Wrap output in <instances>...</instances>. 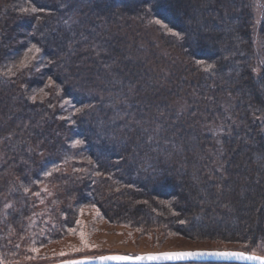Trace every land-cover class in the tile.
Returning a JSON list of instances; mask_svg holds the SVG:
<instances>
[{
	"label": "trees",
	"instance_id": "trees-1",
	"mask_svg": "<svg viewBox=\"0 0 264 264\" xmlns=\"http://www.w3.org/2000/svg\"><path fill=\"white\" fill-rule=\"evenodd\" d=\"M25 1L38 11L19 22ZM107 1L0 0V202L10 200L11 192L15 199L16 193L22 196L16 173L38 172L43 164L35 160L43 144L56 154L54 147L63 145L68 132L84 142L98 165L91 185L77 179L70 166H58L59 178L38 180L36 190L26 188L25 199L14 200L7 210L0 204V234L6 235L0 249L16 247L19 228L30 227L2 214L36 211L31 194L40 187L47 188L43 194L56 191L60 202L70 196L89 202L82 196L89 191V203L107 220L147 233L243 242L263 238L264 72L253 74L247 0ZM116 3L127 9L115 11ZM155 19L162 24L156 31L195 69L198 83H186L206 94L196 90L185 110L171 103L177 98L172 79H155L150 65L129 58L133 41L125 31L132 21L151 27ZM26 48L30 52L21 64ZM10 63L14 72L6 69ZM19 79L49 88L46 102L28 101ZM211 91L235 107L229 118L220 106L206 111ZM56 96L72 100V116L58 118L49 109ZM13 97L22 110L9 116L5 106ZM217 122L219 134L206 131ZM56 206L54 201L49 210Z\"/></svg>",
	"mask_w": 264,
	"mask_h": 264
},
{
	"label": "rangeland",
	"instance_id": "rangeland-1",
	"mask_svg": "<svg viewBox=\"0 0 264 264\" xmlns=\"http://www.w3.org/2000/svg\"><path fill=\"white\" fill-rule=\"evenodd\" d=\"M25 2L28 6L24 4L23 12H19L20 14L18 15H21L22 17L20 18V21L18 20L19 22L30 21V17H32L34 13L31 11L33 6H31L29 2ZM108 2L109 1L106 3ZM247 4L250 7L252 15V69L254 76L260 77L264 72V0H247ZM139 7L141 8L139 5L138 8L136 6L133 9L131 8V10L134 11L136 8L138 10ZM112 9L115 11L126 10L127 5L116 3ZM159 16L161 17V15ZM131 23L133 24L130 29L131 32L128 30L125 31L129 33L125 34V37H127L130 42L133 41L132 44L130 43L131 46L129 47V58L132 57L134 62H136L135 59H137L141 62L143 61L145 64L147 63L150 65L155 79L159 78L162 81H165V83L172 79V81H174L175 85L177 86V98L171 97V103H176L177 108H182L185 110L186 106H188L190 101L193 100L192 98L197 90L196 89L194 91L195 86H192V83L186 82L194 80L193 83H195V85L198 83L194 67L190 66L188 60L185 59L189 57H186L184 54L182 55L180 51L176 49L173 43H170V45L169 43L165 42L163 37H161L156 31V29L160 28L159 25L162 26L159 19H155L154 23L149 22L151 27L144 26L141 24L140 20L132 21ZM13 45L18 46L19 43L17 42ZM29 52L30 51L27 48L24 49L23 60L21 64H26L25 57ZM21 64L18 65L17 68H20L22 66ZM28 67H30V65L25 67L27 71L30 70ZM6 69L11 70L12 72L15 70V68L12 67V63L7 65ZM36 69H38V67ZM17 81V86L23 90V95L24 93L26 94L28 101H33V103L36 104H38V102H46V94L47 91H50L49 88L45 89L40 87L39 89V87H31L29 82H24L25 80L19 79ZM222 85L223 84H220L221 87ZM188 86L191 87L189 90ZM61 89L62 87L60 86V88L57 90L58 93L61 91ZM186 90H188L187 94L183 93V91L186 92ZM118 92H120V90ZM221 92L223 93V89ZM198 93L199 92L197 90V94ZM218 94L219 96L214 99L213 95L217 96ZM218 94H212V91L209 92L207 95V100L203 106L205 107L206 111H208V108L213 110L214 106H220L222 108V114L229 118L233 114V109L235 107L227 102V100H222V97L220 96L221 93ZM183 95H185V97H183ZM199 95L205 96L206 94L199 93ZM210 96H213V98L211 99ZM48 97H51L50 93ZM50 99L51 104L49 109L56 113L58 118H69V116L74 114L75 109L72 100L69 102V100L65 98L60 99L57 96L55 99ZM216 99L220 100L216 101ZM87 103L88 102L85 104ZM21 107L22 105L18 103L13 97L5 106V109L7 110L5 111L10 116L11 113H14V111H21ZM3 113L4 111H0L1 118L3 117ZM68 124L69 127H73V123L68 122ZM209 130L213 131V135L219 134L220 125L218 122L217 124H208V129L206 131L209 132ZM62 141L63 145L58 143L54 147L57 152L56 154L50 153L49 150L51 149L47 148V146L43 144L46 148L38 152V156H40V158L38 157L39 159L35 160V162L43 164V167L38 172H33L31 175L16 173L17 176L14 178V180L18 185L21 186L20 193L23 197L19 196L18 193H16L15 197H18V199L20 197L25 199V194H28V192H26V188L32 191H34V189L36 190V187H38L37 184L42 183V179L46 177H50L52 175L55 176V174H57V178H59L58 173L60 172L57 171L58 166V169H61L65 166H70L69 171L74 172V175L78 176V178L76 177L77 179H83L89 181V183L92 181V183L89 185L93 184V181L97 179L94 176V169L98 167V165H96L97 163H93V156L90 157L87 155L85 146L83 144L84 142L78 138H75L74 135L72 136L70 132H68L67 137L64 136L62 138ZM53 169H55V171H53ZM108 176L111 178V174ZM38 180L39 182L37 183ZM31 184L34 186L32 187ZM49 186L51 191H53V184ZM44 190L47 192V188L40 187L38 188L36 195L35 193L31 194V196L35 197V202L33 203L37 204L36 211L33 210L34 208L31 210L26 209L25 216L24 214L12 215L10 212L7 214H2V219L4 217H8L7 219L15 218V221L19 223L18 226H21L23 223H29L30 227L25 229L22 227L19 228L18 234H20L19 236H22V238H17L18 243L16 247L4 246L3 249H0V264H54L80 257H95L110 253L136 255L138 253L144 252L194 249L242 251L241 249L244 247L248 249V251L243 252L264 256V237H257V239H250L248 242H243L240 240L225 241L217 238L210 240H200L195 238L188 239L177 234L159 235L153 234L152 232L147 233L145 231L136 230L128 223H116L107 220L104 214L95 205H93V203H89L91 201V193L89 191L83 192L82 196H88L89 198H87L90 199V201L87 202L82 198L80 203H77L71 196L69 197L70 199L67 197L68 200L66 201L68 202H60V199H57V196L55 195L56 191H53L55 194H46L45 192L43 194ZM12 193L13 192H11L9 195L10 200L7 199V197H4V200L0 202L5 210H7L9 207L8 204H12L14 200L19 202L18 199L14 198ZM54 201L57 206L56 210H54L55 212H52V210L49 209L50 205ZM37 227L40 228L35 231L34 229H37ZM81 232L84 234L83 241L81 240ZM15 235H17V233ZM5 236L6 235L2 236L0 234V237L2 238L0 242L1 244L4 243ZM33 249H37V251H33Z\"/></svg>",
	"mask_w": 264,
	"mask_h": 264
},
{
	"label": "water",
	"instance_id": "water-1",
	"mask_svg": "<svg viewBox=\"0 0 264 264\" xmlns=\"http://www.w3.org/2000/svg\"><path fill=\"white\" fill-rule=\"evenodd\" d=\"M213 253V252H232V253H244L245 255H254L257 257H264L257 254H250L240 250H178V251H159V252H145L138 253L136 255L132 254H120V253H110L104 255H98L95 257H80L72 260H65L57 262L54 264H185V263H235V264H261L259 260H249V259H240L236 257H216V256H195L191 258L184 259H173V260H148V259H138L140 257L148 256H162L165 253ZM128 257L126 260H113L107 259L108 257Z\"/></svg>",
	"mask_w": 264,
	"mask_h": 264
},
{
	"label": "snow or ice",
	"instance_id": "snow-or-ice-1",
	"mask_svg": "<svg viewBox=\"0 0 264 264\" xmlns=\"http://www.w3.org/2000/svg\"><path fill=\"white\" fill-rule=\"evenodd\" d=\"M42 10V9H40ZM32 12L38 11L36 7H33L31 9ZM174 35H179L178 33H174ZM183 223V221H181ZM81 240H84V234L83 232L80 233ZM33 251H37V249H33ZM195 256H216V257H236L240 259H249V260H259L261 264H264V257H257L254 255H245L244 253H232V252H213V253H204V252H198V253H191V252H183V253H165L162 254V256H148V257H140L138 259H148V260H159V259H165V260H173V259H184V258H191ZM107 259H113V260H126L129 259L128 257H108Z\"/></svg>",
	"mask_w": 264,
	"mask_h": 264
},
{
	"label": "bare ground",
	"instance_id": "bare-ground-1",
	"mask_svg": "<svg viewBox=\"0 0 264 264\" xmlns=\"http://www.w3.org/2000/svg\"><path fill=\"white\" fill-rule=\"evenodd\" d=\"M170 251H173V250H170ZM157 252H159V251H157ZM145 253V252H144ZM121 254V253H120ZM186 264V263H185Z\"/></svg>",
	"mask_w": 264,
	"mask_h": 264
},
{
	"label": "flooded vegetation",
	"instance_id": "flooded-vegetation-1",
	"mask_svg": "<svg viewBox=\"0 0 264 264\" xmlns=\"http://www.w3.org/2000/svg\"><path fill=\"white\" fill-rule=\"evenodd\" d=\"M200 264V263H199Z\"/></svg>",
	"mask_w": 264,
	"mask_h": 264
}]
</instances>
